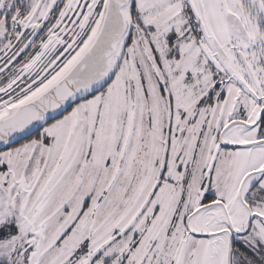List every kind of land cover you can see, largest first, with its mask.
I'll return each instance as SVG.
<instances>
[{"label":"snow or ice","instance_id":"6c2138e0","mask_svg":"<svg viewBox=\"0 0 264 264\" xmlns=\"http://www.w3.org/2000/svg\"><path fill=\"white\" fill-rule=\"evenodd\" d=\"M0 264H264V0H0Z\"/></svg>","mask_w":264,"mask_h":264}]
</instances>
